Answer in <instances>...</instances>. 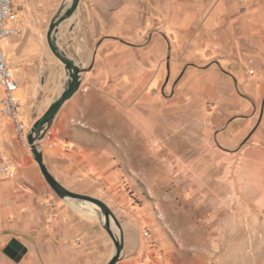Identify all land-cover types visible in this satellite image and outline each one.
Here are the masks:
<instances>
[{
	"label": "rangeland",
	"instance_id": "374dc122",
	"mask_svg": "<svg viewBox=\"0 0 264 264\" xmlns=\"http://www.w3.org/2000/svg\"><path fill=\"white\" fill-rule=\"evenodd\" d=\"M174 1L137 0L136 33L144 23L150 36L130 42L134 68L122 67L130 61L126 52L105 53L98 61V84L86 85L77 102L61 108L60 118L65 110L71 123L54 128L45 143L60 136L98 157L97 198L121 226L122 220L135 221L142 229L144 255L131 264H264V198L254 199L264 182L244 181L238 153L219 149L208 134L203 116L209 102L192 101L189 89L190 79L204 76L215 55L206 13L219 7L238 13L245 0H198L197 6L183 0L184 12L195 17L182 23L183 33L174 26ZM53 90L40 81L29 95L23 84L13 89L20 119L32 124L51 103ZM0 148L15 164L12 174L0 179L4 264V247L12 238L29 241L31 221L41 217L48 195L56 193L27 141L1 112ZM250 185L258 186L251 196ZM112 227L117 231L113 221Z\"/></svg>",
	"mask_w": 264,
	"mask_h": 264
},
{
	"label": "crops",
	"instance_id": "0c3cea01",
	"mask_svg": "<svg viewBox=\"0 0 264 264\" xmlns=\"http://www.w3.org/2000/svg\"><path fill=\"white\" fill-rule=\"evenodd\" d=\"M69 2L14 0L11 5L6 24L16 33L2 41V49L17 86L25 85L28 95L36 81L54 89L51 102L58 90L62 91L66 73L49 47L47 31L56 12L68 7ZM197 2L191 0V6H197ZM174 4L178 23L174 26L183 33L186 25L182 23H192L195 17L184 12L183 0H175ZM242 6H245L243 10L233 14L220 7L206 13V32L214 38L208 45L215 55L206 76L194 75L189 89L192 101L209 102L210 109L203 118L218 148L238 153L244 181L263 183L264 0H245ZM138 14L137 0H79L75 12L59 25L56 32L59 46L86 70L81 74L79 90L98 84V61L109 51L115 56L120 52L129 54L130 61L126 65L122 63V67L134 68L130 42L136 37L150 36V29L145 31L144 23L136 33ZM149 51L150 48L143 49V54ZM2 90L0 86V94ZM79 90L63 106L77 102ZM60 110L49 127L51 132L54 128H64L62 124L66 122L71 123L65 121V110L64 119L60 118ZM25 124L27 128L31 125L29 121ZM45 142L43 138L41 150L49 171L70 190L98 197V157L80 152L71 140L60 136ZM257 187L250 185L246 192L251 196ZM254 197L256 201L263 199L264 191L258 190ZM46 200L41 217L30 223L29 241H21L26 252L18 261L7 257L4 264H106L115 247L95 205L80 200L70 203L55 194H49ZM122 222L124 247L116 264H131L144 255L145 241L137 222Z\"/></svg>",
	"mask_w": 264,
	"mask_h": 264
},
{
	"label": "water",
	"instance_id": "95a60500",
	"mask_svg": "<svg viewBox=\"0 0 264 264\" xmlns=\"http://www.w3.org/2000/svg\"><path fill=\"white\" fill-rule=\"evenodd\" d=\"M78 4L79 0H70L68 7H61L49 23L47 41L53 54L64 66L66 80L60 94L53 99L42 115L34 120L28 128L26 141L30 146L32 157L37 163L41 174L60 199L67 202H69L68 200H80L82 202H91L95 205L100 214L103 228L112 239L115 247L113 255L106 264H116L122 256L124 247L122 226L116 215L102 199L72 191L64 186L49 171L43 160V152L41 150V140L44 138L46 130L51 126L63 104L79 90L81 85V74L86 71L81 68L80 65L73 58H71L63 48L59 46L56 37L59 25L75 12ZM112 221L116 226L117 231L112 227ZM3 252L9 258L14 261H18L26 252V247L17 238H12L4 247Z\"/></svg>",
	"mask_w": 264,
	"mask_h": 264
},
{
	"label": "built area",
	"instance_id": "2783aa9c",
	"mask_svg": "<svg viewBox=\"0 0 264 264\" xmlns=\"http://www.w3.org/2000/svg\"><path fill=\"white\" fill-rule=\"evenodd\" d=\"M14 0H0V86L3 89L0 98V112L3 116L9 118L16 129L18 137L25 142L27 126L19 117V101L12 95V90L16 88L17 82L6 61L2 49V41L16 33V30L7 26L6 22L11 12V5ZM51 130H46L44 139H49ZM15 169L13 160L3 153L0 148V179L8 177Z\"/></svg>",
	"mask_w": 264,
	"mask_h": 264
},
{
	"label": "bare ground",
	"instance_id": "6f19581e",
	"mask_svg": "<svg viewBox=\"0 0 264 264\" xmlns=\"http://www.w3.org/2000/svg\"><path fill=\"white\" fill-rule=\"evenodd\" d=\"M86 205H90V203H85Z\"/></svg>",
	"mask_w": 264,
	"mask_h": 264
}]
</instances>
